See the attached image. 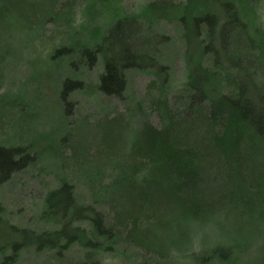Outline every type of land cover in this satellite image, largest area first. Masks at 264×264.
<instances>
[{
  "label": "rangeland",
  "instance_id": "obj_1",
  "mask_svg": "<svg viewBox=\"0 0 264 264\" xmlns=\"http://www.w3.org/2000/svg\"><path fill=\"white\" fill-rule=\"evenodd\" d=\"M183 1L0 0V147L22 148L29 156L23 169L0 183V246L8 255L12 227L47 229L38 220L44 198L63 184L118 232L110 251L73 245L56 257L30 248L15 264H264V149L254 143L252 129L235 133L242 136L225 152L230 156L213 147H184L179 152L195 153L196 165L181 160L173 170L155 169L159 155L153 156L151 145L143 147L149 134L177 135L181 144L191 140L199 147L228 128L222 119L207 121V98L188 103L193 91L186 85L177 19ZM255 4V23L264 33V0ZM120 15L135 20L116 26L112 19ZM218 19L217 28L223 22ZM71 46L72 52L62 53ZM248 46L236 29L229 64L213 53L201 57L213 75L204 89L235 96L245 75L259 93L252 100L259 110L264 55ZM92 47L94 58L84 52ZM129 54L141 61L132 58L139 67L123 68V91L101 92L103 62ZM65 81L70 88L62 101ZM116 165L128 175L120 191L109 187ZM170 177L173 186L167 185ZM212 251L221 255L200 260Z\"/></svg>",
  "mask_w": 264,
  "mask_h": 264
},
{
  "label": "trees",
  "instance_id": "obj_2",
  "mask_svg": "<svg viewBox=\"0 0 264 264\" xmlns=\"http://www.w3.org/2000/svg\"><path fill=\"white\" fill-rule=\"evenodd\" d=\"M255 3L256 0L183 1L177 19L183 25L182 39L188 68L186 85L187 88L193 91L187 97L188 103L191 104L196 99L201 104L207 98L208 120H206L216 124L218 120L222 119L228 125V128L227 131L223 132V135H210L209 140L204 145L199 141V147L191 140L187 142L186 146V142L181 144L177 140L179 138H176L177 135H174V137L171 135H143V147L145 144L148 147L149 144L154 148L150 147L151 149H149L150 152L154 153L153 156L159 155V158L156 159L157 167L155 169L167 167L169 170H173L181 160L188 162L187 167L196 165L195 153L193 154V152L187 150L182 153L179 152V150L186 148L191 151L194 148L213 147L220 151L224 150V153L219 155L230 156L231 154L227 155L225 152L232 151V148H235L234 140L242 136L235 133L243 134V127L245 126L252 129L255 134L252 135L254 143L264 149V98L260 99L263 104L262 109L255 110L252 100L259 99L256 87L244 75L239 81L235 96H227L215 87L207 91L204 86L211 84L213 75L200 63V58L206 53L211 55L213 53L215 58L221 56L223 61L229 64L227 62L229 59L231 60L229 57V38L232 31L236 29H240L242 41L244 44L245 42L248 43L249 49L257 50L264 55V33L261 32V27L255 23L256 15L254 12L255 7H257ZM219 17L223 18V22L217 28ZM133 20H135L133 16L120 15L113 18L112 23L116 26H124ZM238 21L239 23H237ZM202 34H204V37L201 39ZM95 36L93 32L90 33L91 38L95 39L97 37ZM215 44L218 49H215ZM73 50L71 46L62 53L72 52ZM85 50L84 52L91 54L93 58L94 54L97 53V49L94 47ZM132 58L141 61L140 56L137 54H129V58H123L122 60L116 58L114 62L108 59L104 61L103 59V72L99 76L98 89L104 94L119 96L124 86L123 68L139 67L136 63H132ZM147 66L153 67L151 65ZM69 86L66 81L62 85L60 90L62 101L70 88ZM189 139L193 138L190 137ZM154 161L155 159H149L147 162L153 163ZM28 162L29 156L24 149L0 147V172H2L0 183L6 181L10 173L23 169ZM192 178V174L188 175L189 180ZM127 180L128 175L125 173L123 166L116 165L109 187L117 191L123 190V185L126 184ZM167 183V185L173 186L174 181L170 177ZM179 203L182 207L181 212L184 214L186 205L181 201ZM38 220L43 224H48L49 227L39 230L12 227L13 239L6 245L9 254L6 255V250L0 246V264H15L21 252L30 248L37 253L40 251H53L56 257H62L73 245L92 252H105L110 251L116 243L118 232L116 233L108 227L104 217L93 206L77 203L74 199L73 189L69 184H63L48 192L44 198L43 209L38 216ZM82 223H86L87 227H81L80 224ZM214 255L221 254L212 251L211 254L202 256L200 260H209ZM55 264H100V262H56Z\"/></svg>",
  "mask_w": 264,
  "mask_h": 264
}]
</instances>
